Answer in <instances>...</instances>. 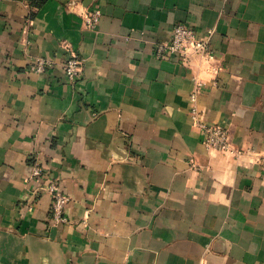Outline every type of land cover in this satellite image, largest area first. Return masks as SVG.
<instances>
[{
	"label": "crops",
	"instance_id": "1",
	"mask_svg": "<svg viewBox=\"0 0 264 264\" xmlns=\"http://www.w3.org/2000/svg\"><path fill=\"white\" fill-rule=\"evenodd\" d=\"M176 23L211 30L210 62L153 54ZM196 121L225 126L228 149ZM263 153L264 0H0V264H264Z\"/></svg>",
	"mask_w": 264,
	"mask_h": 264
},
{
	"label": "built area",
	"instance_id": "2",
	"mask_svg": "<svg viewBox=\"0 0 264 264\" xmlns=\"http://www.w3.org/2000/svg\"><path fill=\"white\" fill-rule=\"evenodd\" d=\"M100 17L98 11L84 16V22L87 26H94ZM211 30L206 34L200 35L191 26L184 23L173 25L169 38L165 41L157 42L153 46V54L157 58H164L176 55L181 62L187 63L192 58L202 61L212 59V52L209 48ZM82 58L76 51L68 48L67 55L62 60V67L68 80L75 81L82 73ZM51 65V62L43 57L34 58L29 65V70L43 72ZM211 72L216 73V66H212ZM214 83H216L214 81ZM198 89L191 92L195 97L197 90L204 87V82H197ZM196 110L192 109L191 116L196 117ZM196 124L202 132V144L208 149L224 151L228 149V130L221 124H204L196 121ZM261 166L264 168V153L258 156ZM30 174L29 177L36 181V190L39 194H47L50 198L49 213L50 221L53 224L66 223L67 216L64 213V207L68 201V196L59 189V180L56 176L48 172L36 155L29 156Z\"/></svg>",
	"mask_w": 264,
	"mask_h": 264
}]
</instances>
